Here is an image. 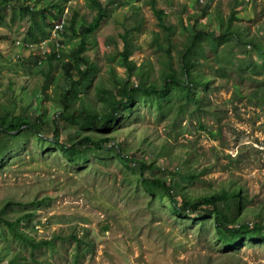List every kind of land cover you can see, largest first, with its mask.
I'll return each instance as SVG.
<instances>
[{"label":"rangeland","instance_id":"obj_1","mask_svg":"<svg viewBox=\"0 0 264 264\" xmlns=\"http://www.w3.org/2000/svg\"><path fill=\"white\" fill-rule=\"evenodd\" d=\"M49 1L9 0L0 7V112L3 107H13L18 113L28 106L44 112L46 118L54 116L48 105L55 84H64L61 68L49 67L44 58L41 64L38 58L35 65L33 56L53 49L66 57L81 36L59 32L34 42L28 33L31 14L21 7L27 4L38 9ZM99 1L106 6L107 16L85 36L84 47L92 63L86 83V101L90 103L96 101V86L112 85L111 70L116 76L133 80L130 71L144 65L145 83L159 82L167 61L165 51L152 43L160 28L149 0ZM155 1L161 15L175 28L173 40H184L180 19L184 23L189 18L203 24L211 22L219 31L218 19L227 21L232 9L237 16L233 22L244 25L256 39H264V0ZM95 13L90 0H66L61 17H66V23L73 20L79 31ZM124 31L133 45L130 59L136 63L130 70L118 63L117 50L122 48ZM159 33L165 46L164 32ZM171 55L177 64L174 49ZM195 55L202 61L197 69L212 77L199 107L187 103L185 109L177 110L180 100H176L172 107L164 104L159 108L154 96L138 91L134 103L123 109L122 117L113 125L114 140L141 157L150 156L152 151L162 153L165 145L167 155L160 154L157 163L168 169H176L190 150L186 165L198 175L186 183L191 193L240 186V201L245 204L242 221L252 222L257 213L263 221L264 109L257 100L264 75L255 73L262 83L238 75L247 71L239 65L259 61L257 53L252 49L247 54L233 51L223 62ZM48 69L52 70L51 78L45 79ZM51 123L44 127L47 136L54 130ZM55 127L61 133L60 141L67 142L69 135L85 130L60 119ZM7 147L0 154V208H5V216L12 219L31 212L26 225L36 223V231L28 229L37 239L50 238L55 232L64 236L54 241L53 248L35 249L36 261L29 246L6 230L0 216V246L8 243L11 252L19 250L25 262L72 264L75 245L79 249L85 246L70 236L75 233L76 237L89 234L94 243L92 249L85 248L78 264H264V240L244 236L226 243L218 237L212 214L200 219L176 215L165 199L147 193L137 180V172L107 147L88 151L86 159L68 160L53 143L37 139L33 133Z\"/></svg>","mask_w":264,"mask_h":264},{"label":"trees","instance_id":"obj_2","mask_svg":"<svg viewBox=\"0 0 264 264\" xmlns=\"http://www.w3.org/2000/svg\"><path fill=\"white\" fill-rule=\"evenodd\" d=\"M8 1L0 0V7ZM90 1L95 6L96 13L88 23L80 27L79 31L75 29L73 20L70 19L66 23L65 16L63 20L61 19L66 0H50L38 9L27 4L21 7L31 14L32 25L29 27L28 33L34 42L45 38L49 39L54 24L61 20V27L57 29V33L60 32L64 36L80 35L81 38L66 54V57H62L61 52L52 51L53 49L44 52L41 56H33L35 65H37L38 58L40 64L44 58L49 67L61 68L64 84H55L56 88L48 105L54 116L46 118L44 112L36 111L34 107L25 106L18 113L14 111L13 107H3L0 112V154L12 142L20 141L23 136L32 133L37 139L53 143L68 160L86 159L88 151H100L107 147L119 161L137 172V180L147 193L165 199L176 215L200 219L212 214L218 237L226 243L240 241L244 236L253 240H264V220L261 221L262 217L259 213L256 214V219L252 222L242 221L245 204L240 201V186L221 187L197 195L191 193L192 191L188 189L186 183L198 175L195 171L188 169L186 165L191 158L190 150H186L187 155L180 159V165L176 169H168L157 163L160 154L167 155L165 145H163L165 150L162 153L152 151L151 157L149 154L141 157L136 156L134 149L129 150L121 143L115 142L113 135L116 129L113 125L117 123L119 117H122L123 109L129 108L134 103V96L138 91L148 97L154 96L159 108H162L164 104L172 107L176 105V100H180L177 110L185 109L187 103H194L195 108L199 107L201 96L207 85L210 84L212 77L197 69V63L202 61L196 57L195 53H199L201 58L212 56L215 62H223V59L231 58L230 54H233V51L247 54L249 49H252L257 53L259 61L251 66L248 64L239 65V69L247 68V71L238 73V75L241 78H249L251 81L253 80L252 82L259 81L255 73L259 72L260 76L264 75V71L260 68H264V39L262 41L256 39L253 34L247 32L244 25L233 22L237 16L236 11L232 9L227 21L222 18L218 19L219 31L215 30L211 22L203 24L199 20L192 21L189 18L184 23L180 19L181 33L185 34L184 40L178 41L176 38L173 40L171 36L175 32L174 26L161 15L162 11L156 6V1L149 0L160 28L154 34L152 43L162 48L167 58L161 80L145 83L147 75L143 73L144 65L137 66L133 71H130L129 74L135 76L133 80L130 76H116L111 70L112 85L110 87L103 84L96 86L94 88L96 101L90 103L86 101L88 88L86 83L90 78L92 63L84 53L85 36L94 32L100 26L102 19L107 16L106 6L102 5L99 0ZM2 16L0 11V18ZM159 32H164L165 46L163 41L159 40ZM121 36L122 48L117 50L118 63L123 68L130 70L136 64L130 59L133 45L127 31H124ZM24 47L27 48V46ZM172 49L179 57L177 64L172 62ZM51 71V69L44 71L45 79L51 78ZM256 85L260 86V83ZM234 91L238 92L237 86ZM259 92L260 97L257 102L264 109V87L260 88ZM44 94V97L48 99L49 95ZM58 119L71 124H79L85 130L75 136L69 135V142L60 141L61 133L55 127ZM51 120L54 130L52 135L47 136L43 131L45 125L47 126ZM169 155L168 151V161L171 162L172 157ZM150 170L157 172L148 173ZM0 214L6 230L17 241L29 246L30 256L36 261L38 259L35 256V249L41 246L53 248L57 238H64L55 232L50 238L37 239L28 229L36 231V223H30L29 227L26 225L32 215L31 212H25L9 219L5 216V208L2 207ZM24 220V226H21V222ZM70 236L85 243L83 249H79L77 245L74 247L72 264H78L85 248L92 249L94 243L89 238V234L76 237L75 233H71ZM20 257H22L20 251L11 252L8 243L0 246V264H32L25 262L23 257L19 260Z\"/></svg>","mask_w":264,"mask_h":264},{"label":"built area","instance_id":"obj_3","mask_svg":"<svg viewBox=\"0 0 264 264\" xmlns=\"http://www.w3.org/2000/svg\"><path fill=\"white\" fill-rule=\"evenodd\" d=\"M63 20V18H62ZM62 20L61 21H58L54 24L52 30H51V37H55L57 35V29L61 27V23H62Z\"/></svg>","mask_w":264,"mask_h":264}]
</instances>
